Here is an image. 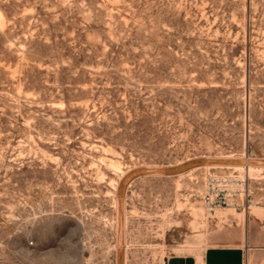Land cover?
<instances>
[{
  "label": "rangeland",
  "instance_id": "1",
  "mask_svg": "<svg viewBox=\"0 0 264 264\" xmlns=\"http://www.w3.org/2000/svg\"><path fill=\"white\" fill-rule=\"evenodd\" d=\"M219 244L264 264V0H0V264Z\"/></svg>",
  "mask_w": 264,
  "mask_h": 264
},
{
  "label": "crops",
  "instance_id": "2",
  "mask_svg": "<svg viewBox=\"0 0 264 264\" xmlns=\"http://www.w3.org/2000/svg\"><path fill=\"white\" fill-rule=\"evenodd\" d=\"M248 250L246 244L212 245L199 253L171 254L166 257L163 264H244L249 260Z\"/></svg>",
  "mask_w": 264,
  "mask_h": 264
},
{
  "label": "built area",
  "instance_id": "3",
  "mask_svg": "<svg viewBox=\"0 0 264 264\" xmlns=\"http://www.w3.org/2000/svg\"><path fill=\"white\" fill-rule=\"evenodd\" d=\"M244 180L230 175H217L205 186L202 191V200L209 211L218 207L237 205V199L241 198L244 190L240 185Z\"/></svg>",
  "mask_w": 264,
  "mask_h": 264
},
{
  "label": "bare ground",
  "instance_id": "4",
  "mask_svg": "<svg viewBox=\"0 0 264 264\" xmlns=\"http://www.w3.org/2000/svg\"><path fill=\"white\" fill-rule=\"evenodd\" d=\"M251 172V171H250Z\"/></svg>",
  "mask_w": 264,
  "mask_h": 264
}]
</instances>
